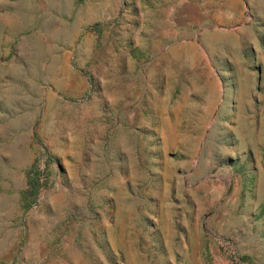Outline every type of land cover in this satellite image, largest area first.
<instances>
[{"label":"rangeland","instance_id":"1","mask_svg":"<svg viewBox=\"0 0 264 264\" xmlns=\"http://www.w3.org/2000/svg\"><path fill=\"white\" fill-rule=\"evenodd\" d=\"M0 264H264V0H0Z\"/></svg>","mask_w":264,"mask_h":264},{"label":"trees","instance_id":"2","mask_svg":"<svg viewBox=\"0 0 264 264\" xmlns=\"http://www.w3.org/2000/svg\"><path fill=\"white\" fill-rule=\"evenodd\" d=\"M36 174L31 173L27 176L26 183L29 189V192L32 193L34 191V185H35V179H36Z\"/></svg>","mask_w":264,"mask_h":264}]
</instances>
